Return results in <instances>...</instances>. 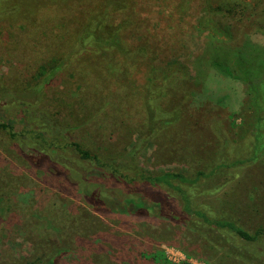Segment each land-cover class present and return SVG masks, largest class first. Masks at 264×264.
I'll list each match as a JSON object with an SVG mask.
<instances>
[{"label": "rangeland", "instance_id": "rangeland-1", "mask_svg": "<svg viewBox=\"0 0 264 264\" xmlns=\"http://www.w3.org/2000/svg\"><path fill=\"white\" fill-rule=\"evenodd\" d=\"M191 1L183 7L181 0H130L132 16L141 26L126 35L130 47L146 41L148 50L156 53L154 60L146 59L149 69L163 68L167 71L163 80L176 79L188 88V107L179 122L172 126L174 132L187 129L191 132V135L187 132L183 135V144L174 142L173 138L171 141L168 132L162 130H157L155 137L144 142L141 136L145 129L139 125L143 120L131 110L127 98H115L124 109L123 115H119L117 108L107 111L106 118L90 110L83 112L84 96L88 98L87 103L97 104L90 84L97 83L99 89L104 85L100 83L101 69L97 61L79 63L80 57L47 85L39 109L73 129L49 131L46 126L37 128L34 123L30 124L29 113L20 101L23 97L12 92L36 84L46 64L66 53L65 46L73 38L83 14L91 11L90 4L87 0H6L3 3L7 11L0 16V79L8 91L0 93V121L12 125L20 136L11 139L0 129L3 209L0 211V264H36L39 256L59 245L50 237V231L59 227L70 234L65 242L70 251L52 264H242L209 245L203 235L196 232L199 219L195 213L205 212L216 223L231 220L247 230L264 228V159L253 167L231 170L232 180L219 192L189 186L194 197V213L185 216V204L174 190L143 182L127 185L124 179L105 168L79 161V156L69 146L77 142L89 152L101 155L126 153L139 146V168L155 174L177 171L188 175L207 168L215 162L222 148L228 164L245 158L244 150H251V146L241 145L246 144L247 138L246 145L251 143L255 122L249 107V85L239 78L219 73L212 67V60L245 44L253 45L264 55V33L246 21L264 18V0H260L258 11L252 10L244 18L242 24L246 28H240L242 25L230 20L232 17L221 18L223 24L238 25H233L236 28L231 36L216 33L213 36L209 29L200 26L204 1ZM36 9L38 14L29 13ZM111 15L119 20L122 12ZM134 58L143 60L146 56L134 55ZM134 58L127 60L130 76L140 66ZM74 70L77 74L70 75ZM84 71L89 73L86 80L79 77ZM176 71L182 75L175 76ZM142 80L158 94L165 110L177 114L175 106L160 92L157 81L146 76ZM110 116L113 120L107 119ZM215 122L221 124L227 140L216 135ZM259 133L264 135V127L256 134ZM170 145L178 149L162 150V146ZM49 146L56 148L53 152L57 156L65 157L62 163L71 165L72 162L75 167H82V173H87V183L96 191L120 201L128 198L129 192L148 195L153 200L159 196L166 213H176L187 221L104 212L99 202L88 204L79 180L71 175V168L53 161L47 153L51 151ZM190 147L197 154L191 156L184 150ZM256 152L262 155L264 149ZM92 206L102 211L93 212ZM39 212L43 213L42 217L37 216ZM35 216L42 221L31 222ZM211 227L219 230L215 225ZM222 233L236 246H247L226 229ZM254 246L264 252V239ZM61 248H65L64 245Z\"/></svg>", "mask_w": 264, "mask_h": 264}, {"label": "trees", "instance_id": "trees-1", "mask_svg": "<svg viewBox=\"0 0 264 264\" xmlns=\"http://www.w3.org/2000/svg\"><path fill=\"white\" fill-rule=\"evenodd\" d=\"M5 1L6 0H0V16H3L2 13L7 11L3 4ZM129 1L130 0H118L117 2H110L107 0H87L90 4L89 7L91 11L88 15L83 14L73 38H71L65 46L66 53L61 54L58 58H53L52 61L46 64L43 69V76L36 84L13 90L12 93L15 96L23 97L20 101L29 113L27 119L32 121L30 124L34 123L37 128L46 126L49 131L52 129L56 131L64 129L65 132V130L70 131L73 129V127H65L61 121L53 119L47 111L39 109L44 100V91L47 89V85H49L56 76L69 69L72 64H75V61L77 59L79 60L80 57L79 63L86 61L90 62L92 60L97 61L96 63L101 69V73L99 74L100 83L104 85L103 89H99L96 88L97 83L90 84L96 97L97 104L87 103L88 98L84 96L81 100L83 103V112L90 110L92 114L105 117L107 111L117 108L118 113H120L119 115H123L124 109L122 106H119L120 104L115 98L119 97L121 100L127 98V101L132 107L131 110L134 111V114H136L141 121L143 120L139 125L145 129L141 136L144 142L155 137L157 130L167 131L171 141L173 138L174 142H180L181 144H183V135H191L188 129L186 130V134L185 131L174 132L172 128V126L177 124L182 118L184 109L188 107L190 101V92H188V88H184L176 79L175 81L163 80L162 78L167 72L163 68L152 67L149 69V63H146V59L149 61L154 60V55L156 53H154L153 50H148V43L146 41L137 44L135 47H130L126 41L127 33L141 26L140 21L132 16L134 10L129 6ZM203 1L205 4V11L203 12L202 18L199 19V25L209 29L207 31H210L213 36L215 33L218 35L231 36L232 30L236 28L233 27V25L238 26L236 24L242 25V27H240L242 29L243 27L246 28V25L243 26L242 24L245 23L244 18L252 13V10L256 9V11H258L260 8V0H252L255 1V3H249L248 0H220L217 2L216 6L213 5L216 3V0ZM181 2L183 7H187L192 1L181 0ZM38 10L36 9L29 13L38 14ZM119 11L122 12V16L119 20H116V16H112L111 14ZM256 16L258 15L256 14ZM107 18H109V20H107ZM221 18H230V20H233L236 24H223ZM246 21L250 22L249 26H255L256 29L264 33L263 17L253 22L252 19H246ZM134 55H145L146 58L138 60L134 58ZM84 56H86V60H84ZM93 56L96 58L93 59ZM129 57H133L134 62L138 61L140 65L131 76L128 73L127 60ZM212 67L223 75L239 78L249 85V107L255 116V122L254 133L251 135V143L246 145L249 142L247 138L245 140L246 144L241 145L251 146V150L249 148L244 150L246 152L244 159H239L228 164L223 156L222 148L219 151L220 153L217 154L215 162L207 168L197 169L194 173L191 172L188 175L177 171L155 174L143 171L139 168V146H134L126 153L119 152L115 155L112 153L108 155L93 154L84 149L83 146L77 142H71L69 146L73 149L74 153L79 156V161L90 162L95 166L99 165L108 172H111L112 175L115 174L120 176L125 180L127 185L143 182L154 187L163 186L174 190L185 204L183 208L185 216L193 214L194 197H192L191 191L188 189L189 186H195L196 188L201 187L209 189L212 192H219L228 181L232 180V174H230L231 170L236 171L247 166L253 167L259 160L264 159V153L260 155L256 152L259 148L264 149V135L261 133L256 134L264 127V55H261L253 45L245 44L242 48L238 47L235 51L228 52V54L222 58H214V60H212ZM77 69L80 70L79 68ZM71 74L76 75L77 70L71 71L70 75ZM88 75L89 73L87 74L84 71L79 74V77L86 80ZM171 75L173 76V73H171ZM174 75L181 76L182 74L176 71ZM143 76L152 78L153 81L159 83L160 92L175 106L177 114L176 112L169 113L163 108L158 94L153 92L147 83L142 80ZM73 78L74 76H71V79ZM180 78L181 77H177V79ZM79 80L78 78V82L81 83L82 80ZM114 87L117 89H114ZM6 91L8 90L3 80L0 79V93ZM124 91L125 94H123ZM32 93H35V96H32ZM107 119L113 120L112 116ZM220 125V123L215 122V126H213L215 128L214 131L219 138L227 140ZM0 129L7 133L11 139H18V136H20L14 131L12 125L2 123L1 121ZM49 148H51V151L47 153L53 161L60 163H62L61 160L65 161V157L57 156L53 152L56 149L54 146H49ZM168 149L175 151L178 147L171 145L162 146V150L168 151ZM185 149L186 151L188 150L187 152L191 156L197 154L193 147L184 148V150ZM62 164L67 168H71V175L79 180L81 191L86 196L88 204L94 205L99 202L104 207V212H117L139 217L154 215L158 218L180 220L183 222L187 221V218L184 220L183 216H179L176 213H166L164 201L159 196H156L153 200V198H149L148 195L129 192L130 196L128 198L126 197L124 201H120L105 195L102 191L93 189L87 183V173H82V167H75L72 165V162L71 165H67L66 163ZM249 173L251 174L252 172ZM1 204L0 201V211L3 210ZM92 211L99 213L102 210L92 206ZM37 214V216H43L42 212ZM195 215L197 219L200 220L196 221V232L202 234L209 245L242 264H264V252L259 248L255 249L256 246H254V244L264 239L263 227L255 230H247L231 220H224L216 223L214 220H211L205 212L198 211ZM36 221L40 222L42 219L35 216V218L31 220V222L34 223ZM214 225L219 228V230L211 227ZM60 228L61 227H59L58 230H49L51 239L57 241L59 245L56 249L49 251L47 254L39 256L36 260V264L56 263L59 256L70 251L69 245L65 243L66 240L69 239L70 234L67 229ZM225 229L226 232L232 233L234 236L244 241L247 246L238 247L236 244H233V241L222 233ZM62 245H64L65 248H61Z\"/></svg>", "mask_w": 264, "mask_h": 264}]
</instances>
